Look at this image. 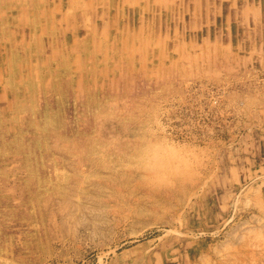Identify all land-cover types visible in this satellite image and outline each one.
Instances as JSON below:
<instances>
[{
    "label": "rangeland",
    "instance_id": "374dc122",
    "mask_svg": "<svg viewBox=\"0 0 264 264\" xmlns=\"http://www.w3.org/2000/svg\"><path fill=\"white\" fill-rule=\"evenodd\" d=\"M0 264H264V0H0Z\"/></svg>",
    "mask_w": 264,
    "mask_h": 264
},
{
    "label": "bare ground",
    "instance_id": "6f19581e",
    "mask_svg": "<svg viewBox=\"0 0 264 264\" xmlns=\"http://www.w3.org/2000/svg\"><path fill=\"white\" fill-rule=\"evenodd\" d=\"M120 2H121V1H120ZM107 3H108V2H107ZM113 4H114V3H113ZM106 5H107V4H106ZM122 5H123V3H122ZM114 6H115V5H114ZM118 7H119V6H118ZM118 7H117V8H118ZM120 8H121V7H120ZM69 12H70V11H69ZM84 13H85V12H84ZM67 14H69V13H67ZM69 17H70V16H69ZM85 17H86V16H85ZM86 24H87V23H86ZM72 32H73V31H72ZM68 34H69V33H68ZM72 35H73V34H72ZM75 36H76V35H75ZM73 37H74V36H73ZM73 37H72V38H73ZM69 41H70V40H69ZM73 41H74V40H73ZM67 42H68V41H67ZM68 44H69V43H68ZM70 45H72V44H70Z\"/></svg>",
    "mask_w": 264,
    "mask_h": 264
}]
</instances>
